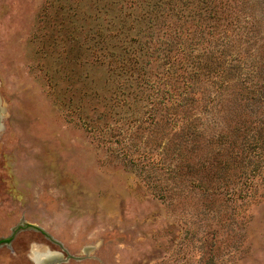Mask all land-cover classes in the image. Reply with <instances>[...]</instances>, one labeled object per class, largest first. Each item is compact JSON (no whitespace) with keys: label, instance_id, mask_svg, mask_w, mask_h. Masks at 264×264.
Returning <instances> with one entry per match:
<instances>
[{"label":"rangeland","instance_id":"obj_1","mask_svg":"<svg viewBox=\"0 0 264 264\" xmlns=\"http://www.w3.org/2000/svg\"><path fill=\"white\" fill-rule=\"evenodd\" d=\"M0 264H264V0H0Z\"/></svg>","mask_w":264,"mask_h":264},{"label":"water","instance_id":"obj_2","mask_svg":"<svg viewBox=\"0 0 264 264\" xmlns=\"http://www.w3.org/2000/svg\"><path fill=\"white\" fill-rule=\"evenodd\" d=\"M54 254L40 253L35 257L36 264H51Z\"/></svg>","mask_w":264,"mask_h":264},{"label":"flooded vegetation","instance_id":"obj_3","mask_svg":"<svg viewBox=\"0 0 264 264\" xmlns=\"http://www.w3.org/2000/svg\"><path fill=\"white\" fill-rule=\"evenodd\" d=\"M1 126V125H0Z\"/></svg>","mask_w":264,"mask_h":264}]
</instances>
